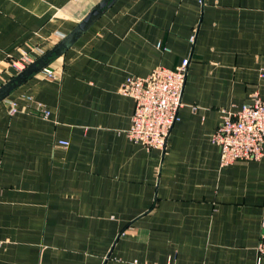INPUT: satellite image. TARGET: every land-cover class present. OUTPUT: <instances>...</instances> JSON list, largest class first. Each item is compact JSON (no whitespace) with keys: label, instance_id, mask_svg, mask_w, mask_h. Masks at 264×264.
Masks as SVG:
<instances>
[{"label":"crops","instance_id":"crops-1","mask_svg":"<svg viewBox=\"0 0 264 264\" xmlns=\"http://www.w3.org/2000/svg\"><path fill=\"white\" fill-rule=\"evenodd\" d=\"M101 1L0 0V89ZM184 59L164 150L132 143L119 87ZM45 68L0 101V264H256L264 157L221 167L211 137L264 100V0H110Z\"/></svg>","mask_w":264,"mask_h":264},{"label":"built area","instance_id":"built-area-1","mask_svg":"<svg viewBox=\"0 0 264 264\" xmlns=\"http://www.w3.org/2000/svg\"><path fill=\"white\" fill-rule=\"evenodd\" d=\"M193 37L191 42H193ZM33 63L28 54L20 64L12 63L23 71ZM189 60L184 59L174 69L155 68L146 77H128L119 87L118 93L129 97L134 103L131 124L126 131L129 141L146 150L163 151L167 138L179 120L183 106L182 96ZM47 78L56 74L47 68L42 70ZM195 110V108H193ZM15 111L14 105L11 109ZM47 116V113H42ZM211 141L220 149L219 165L226 167L236 162H257L264 157V100L255 96L251 103L235 111L223 110L221 120L212 134ZM66 146L67 142H58ZM264 261V222L261 224L260 240L256 247V264ZM134 264H156L139 263Z\"/></svg>","mask_w":264,"mask_h":264},{"label":"water","instance_id":"water-1","mask_svg":"<svg viewBox=\"0 0 264 264\" xmlns=\"http://www.w3.org/2000/svg\"><path fill=\"white\" fill-rule=\"evenodd\" d=\"M109 3L110 0H102L92 11L86 15V17L80 23H78L74 31L67 38H65L63 42L56 45L47 54L36 60L35 63L27 66L17 77L2 87L0 89V101L6 97L9 91L24 82L28 76L43 70L47 66L52 55L59 56L103 14L105 9L109 6Z\"/></svg>","mask_w":264,"mask_h":264},{"label":"rangeland","instance_id":"rangeland-1","mask_svg":"<svg viewBox=\"0 0 264 264\" xmlns=\"http://www.w3.org/2000/svg\"><path fill=\"white\" fill-rule=\"evenodd\" d=\"M50 70V69H49ZM50 71H52V70H50Z\"/></svg>","mask_w":264,"mask_h":264}]
</instances>
